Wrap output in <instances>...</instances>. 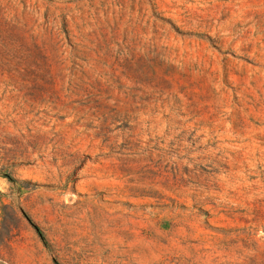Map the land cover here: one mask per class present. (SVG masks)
<instances>
[{
  "label": "rangeland",
  "instance_id": "rangeland-1",
  "mask_svg": "<svg viewBox=\"0 0 264 264\" xmlns=\"http://www.w3.org/2000/svg\"><path fill=\"white\" fill-rule=\"evenodd\" d=\"M0 264H264V0H0Z\"/></svg>",
  "mask_w": 264,
  "mask_h": 264
}]
</instances>
